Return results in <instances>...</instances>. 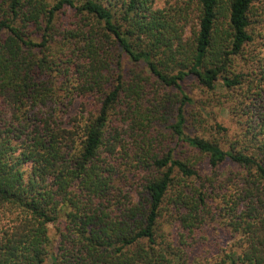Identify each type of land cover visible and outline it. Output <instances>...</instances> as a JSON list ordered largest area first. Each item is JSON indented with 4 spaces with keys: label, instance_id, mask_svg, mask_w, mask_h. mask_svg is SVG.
<instances>
[{
    "label": "trees",
    "instance_id": "16d2710c",
    "mask_svg": "<svg viewBox=\"0 0 264 264\" xmlns=\"http://www.w3.org/2000/svg\"><path fill=\"white\" fill-rule=\"evenodd\" d=\"M158 1L0 0V264H182L165 222L229 227L242 242L220 264H264V112L232 92L264 70L258 0ZM126 59L148 75L128 81ZM189 77L225 84L234 139L186 132ZM172 110L186 158L164 143Z\"/></svg>",
    "mask_w": 264,
    "mask_h": 264
},
{
    "label": "rangeland",
    "instance_id": "374dc122",
    "mask_svg": "<svg viewBox=\"0 0 264 264\" xmlns=\"http://www.w3.org/2000/svg\"><path fill=\"white\" fill-rule=\"evenodd\" d=\"M166 4V0H159L158 5L163 7ZM255 13L263 14L264 17V0H258L255 3ZM191 23L187 25L185 38L192 35L193 31L196 29L197 19L196 15L193 14ZM256 30V29H255ZM262 37H264L262 35ZM263 38H257L256 44L259 45ZM260 46V45H259ZM238 70H244L246 67V62L240 60L238 63ZM125 75L128 81H131L136 75L142 74L147 76L149 71L147 66L144 64H135L130 60H125L124 63ZM246 71V70H245ZM247 72V71H246ZM154 88L162 94L164 98L166 93L175 92V89L167 88V91L163 88L161 84H158L153 79ZM253 85L251 90H249V95L241 100L239 98L240 89L233 90L234 95L237 97V103L233 109L240 110V102H244V108L246 112L253 113L254 119H258L261 113L264 112V70L261 68H256V70L251 74L250 84ZM245 86V85H244ZM184 87L192 99V102L184 106L187 121L185 123V130L188 134L199 135L205 138L219 137L222 138H232L233 139L242 132V127L239 125L238 121L232 113V105L227 101L228 89L222 81L218 82V86L214 90H209L202 87L198 81L192 77H189L184 82ZM240 87V86H238ZM179 105V104H178ZM173 110L170 113V120L167 124L162 125L163 130L166 133L168 146L175 149L174 153L178 158H186L189 154L185 147L178 143L177 141L170 138L169 124H172L175 120L173 116ZM252 114V115H253ZM221 124L223 127L227 128L228 131L223 132L221 135L219 132L215 131V124ZM118 125V124H114ZM121 131H124V126L118 125ZM128 133H131L128 131ZM127 133V134H128ZM226 133V134H225ZM229 144V143H228ZM228 144L223 145L224 149H228ZM230 165V164H229ZM226 167L229 171L230 166ZM234 169V168H233ZM134 182V181H132ZM167 220H171L168 218ZM217 226H207L202 232H198L193 237L184 236L182 239L179 235V231L175 225L166 223L164 224V232L167 236L169 233L172 239L180 242L183 247L189 249L188 260H183L182 264H220V257L225 254V251L237 250L240 247L242 239L238 235L237 231L229 229V227L223 228ZM56 232L55 228H51L52 237ZM168 236V237H169ZM44 264H52L51 257H48Z\"/></svg>",
    "mask_w": 264,
    "mask_h": 264
}]
</instances>
